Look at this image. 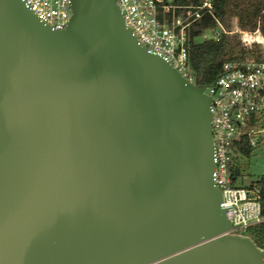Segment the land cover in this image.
<instances>
[{
    "label": "water",
    "instance_id": "95a60500",
    "mask_svg": "<svg viewBox=\"0 0 264 264\" xmlns=\"http://www.w3.org/2000/svg\"><path fill=\"white\" fill-rule=\"evenodd\" d=\"M69 1L52 29L0 0V264H264L217 208L202 87Z\"/></svg>",
    "mask_w": 264,
    "mask_h": 264
},
{
    "label": "built area",
    "instance_id": "2783aa9c",
    "mask_svg": "<svg viewBox=\"0 0 264 264\" xmlns=\"http://www.w3.org/2000/svg\"><path fill=\"white\" fill-rule=\"evenodd\" d=\"M21 1L52 29H62L70 16L69 0ZM114 2L137 43L167 61L190 84L194 81L188 64V32L201 16H210L213 25L205 27L196 40L224 34L232 36L243 52L258 48L260 56L223 62L201 92L208 97L211 180L220 194L217 208L229 223L226 233L251 239L244 231L262 227L264 232V170L246 173L252 161L264 159V37L258 23L252 30L240 29L232 17L233 25L227 28L214 16L213 0ZM258 248L264 261V249Z\"/></svg>",
    "mask_w": 264,
    "mask_h": 264
},
{
    "label": "trees",
    "instance_id": "16d2710c",
    "mask_svg": "<svg viewBox=\"0 0 264 264\" xmlns=\"http://www.w3.org/2000/svg\"><path fill=\"white\" fill-rule=\"evenodd\" d=\"M213 14L222 23L228 17H235L240 29L258 28L264 37V0H213ZM213 25L210 16L203 15L196 20L188 32V64L194 84L198 87L209 84L220 72L225 61L240 60L245 56H260L257 47L250 53L235 46L228 36L221 34L216 39L196 40L195 37L208 26ZM254 244L264 249V232L262 227L250 230Z\"/></svg>",
    "mask_w": 264,
    "mask_h": 264
},
{
    "label": "rangeland",
    "instance_id": "374dc122",
    "mask_svg": "<svg viewBox=\"0 0 264 264\" xmlns=\"http://www.w3.org/2000/svg\"><path fill=\"white\" fill-rule=\"evenodd\" d=\"M223 24L227 27L230 28L232 27V17H228L224 20ZM232 44L235 46V52L237 53L239 50V44L236 42V40L231 36H228ZM264 170V159L263 158H256L255 161L251 162V165L246 169L247 174H258ZM248 178L245 180L247 181ZM245 234H250L249 230L244 231Z\"/></svg>",
    "mask_w": 264,
    "mask_h": 264
}]
</instances>
